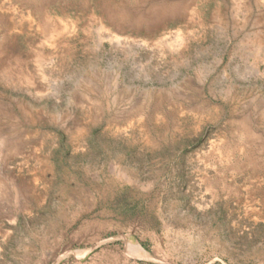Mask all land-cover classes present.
Wrapping results in <instances>:
<instances>
[{"label": "rangeland", "instance_id": "rangeland-1", "mask_svg": "<svg viewBox=\"0 0 264 264\" xmlns=\"http://www.w3.org/2000/svg\"><path fill=\"white\" fill-rule=\"evenodd\" d=\"M0 264H264V0H0Z\"/></svg>", "mask_w": 264, "mask_h": 264}]
</instances>
